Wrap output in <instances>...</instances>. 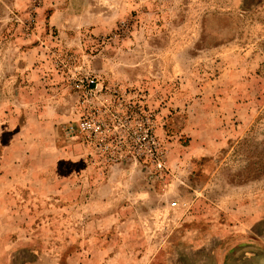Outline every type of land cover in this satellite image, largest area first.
Instances as JSON below:
<instances>
[{
    "label": "rangeland",
    "instance_id": "obj_1",
    "mask_svg": "<svg viewBox=\"0 0 264 264\" xmlns=\"http://www.w3.org/2000/svg\"><path fill=\"white\" fill-rule=\"evenodd\" d=\"M0 264H264V0H0Z\"/></svg>",
    "mask_w": 264,
    "mask_h": 264
},
{
    "label": "built area",
    "instance_id": "obj_2",
    "mask_svg": "<svg viewBox=\"0 0 264 264\" xmlns=\"http://www.w3.org/2000/svg\"><path fill=\"white\" fill-rule=\"evenodd\" d=\"M102 90V85L98 83L97 81L91 79L90 83H88V92L90 95H97ZM79 126L81 130L85 131H95L97 132L101 126L102 123L98 122V120L95 119H83L79 122ZM144 138V137H143ZM171 206L177 205L176 201H172L170 203Z\"/></svg>",
    "mask_w": 264,
    "mask_h": 264
}]
</instances>
